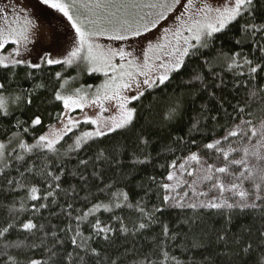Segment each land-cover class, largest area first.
Wrapping results in <instances>:
<instances>
[{
  "label": "snow or ice",
  "instance_id": "6c2138e0",
  "mask_svg": "<svg viewBox=\"0 0 264 264\" xmlns=\"http://www.w3.org/2000/svg\"><path fill=\"white\" fill-rule=\"evenodd\" d=\"M36 4L41 6V10H54L63 18L57 19L56 24L66 21L65 32L69 34L58 54L62 58H56L49 51L38 57L39 62L28 58L38 38L40 25L37 21L40 17L33 10L30 0H9L8 4L0 6V51L8 44L15 47L8 55H0V68L13 70L24 65L39 69L42 64L75 65L89 76L103 73L105 79L95 86L70 87V81L61 72H56L58 84L53 87L48 102H60L62 109L47 113L48 118L56 123L49 124L47 131L34 136L32 143L13 133L8 144L14 141L15 147L7 155L8 144L0 142V186L9 192L23 190L25 193L19 210L7 207L13 219L0 228V237L7 240L6 234L12 230L28 234L25 240L38 232L43 234L39 244L25 241L3 244L0 254L7 257L4 264H21L16 257L8 254L9 247L27 251L42 247L40 259L28 256L23 264H125L121 254L112 256L106 249L94 246L97 238L110 242L114 235L127 238L130 234L133 237L141 234L159 223L157 214H163L165 206L193 211L215 210L224 217V225L215 233L214 239L209 238L207 243L201 239L190 246L207 251L216 245L214 254L210 253L200 261L192 260L190 264H264V84H257L261 74H264V19H258V14H264V0H223L222 3H213L212 0H36ZM233 28L238 35L233 36L232 43L238 50H226L222 37ZM100 37L112 42L126 41L128 47L105 46L98 42ZM245 48H250V52L246 53ZM189 60L198 62V70L185 82L186 87L193 89L187 94L188 98L195 101L206 94L215 100L223 113L219 119L225 123H219L217 115L208 116V106L202 104L200 118L194 119L189 128L193 135L188 139L173 137L171 144L166 145L164 151L168 153L174 155L187 149L188 154L177 156L167 164L169 170L164 181L174 183L158 182L154 176L149 177L156 184L157 193L160 190L164 193L160 197L161 204L153 205L151 210L145 202V197L151 198V188L145 189L144 196L135 202L127 192H111L112 184L99 188L104 199L87 191L89 178L84 171L90 165L91 177L100 180L104 175L103 164L119 167L121 161L108 155L103 148L97 149L91 157L80 158L79 153L86 152L91 147L89 141L95 142V138L121 130L132 131L139 113L136 107L129 106L130 103L140 100L147 89L167 87L173 74L180 73ZM225 75H230L233 81L231 100L216 94L217 89L228 86ZM76 79L72 77V82ZM93 87L95 91H91ZM41 88L46 89L47 86L37 84L27 92L23 97L26 104H33L32 97ZM3 89L5 84L0 83V90ZM184 98L182 93L168 109L165 119L179 120ZM20 99L16 97V101ZM108 102H115L117 115L103 116L108 111ZM93 106L100 110L95 117L85 114L81 120L72 115L76 110L83 112ZM10 114L0 93V115L7 117ZM42 116L33 115L31 128L44 125ZM201 119L216 122L223 135H216L213 129L210 142L197 140L195 133L202 131ZM24 123L18 120L15 127H23ZM82 123L95 125V128L77 135L74 129L80 128ZM23 133L28 134L29 128L23 127ZM65 137L72 143L68 144ZM137 139L145 147L149 144L142 132ZM191 146H195L196 150H192ZM17 148L23 150V154L17 152ZM61 149H64L63 154ZM73 152L77 156V169H84L71 173L83 182L80 190L86 194L82 198L76 187H62L64 157ZM148 159L137 158V162L147 163ZM180 160L183 162L178 163ZM182 186L191 190L197 202L189 200L185 204L173 195ZM205 188L206 191L203 190ZM188 195L187 191L183 193L184 197ZM62 196L65 199H82L85 205L91 203V207L73 217L75 209L72 203H67L66 207L59 205ZM92 200L97 202L92 203ZM25 201L37 202L31 204L33 217L40 214L41 209L58 205L70 221L75 219L77 223L73 227L69 222L57 232L47 231L44 224L38 225L33 218L18 222L17 212L27 210ZM101 209L112 214L110 219L115 220L118 227L102 223L95 216ZM117 210H131V213L126 217L119 215ZM235 210L244 215L255 214L252 223L239 226L238 233L231 232ZM132 214L137 215L131 219L130 228L125 221ZM89 217L94 219L89 220ZM198 222V218L191 217L183 221L189 229H194ZM257 222L259 227H255ZM161 235L174 240L177 234L171 232L167 224H162ZM152 243L155 246L154 237ZM164 244V240L159 241L163 256L159 264L168 261L181 264L176 256L164 250ZM257 249L260 250L258 255ZM129 264H157V261L145 254L142 259Z\"/></svg>",
  "mask_w": 264,
  "mask_h": 264
},
{
  "label": "trees",
  "instance_id": "16d2710c",
  "mask_svg": "<svg viewBox=\"0 0 264 264\" xmlns=\"http://www.w3.org/2000/svg\"><path fill=\"white\" fill-rule=\"evenodd\" d=\"M258 19H264V14H258ZM234 35H238L236 29L225 35L223 40L225 43L226 50L231 48L238 50L237 46L232 43ZM245 52H250V48H245ZM197 61L189 60L186 67L180 73H174L171 83L167 86H161L155 89H147L145 95L138 101L131 103V107L138 109L139 118L137 119L136 127L132 131H119L117 133H111L105 137L95 138V142L90 141V148L86 152L81 151L79 153L80 158H86L94 156L97 149L103 148L107 154L113 158H118L121 161L119 167L115 165L103 164L101 167L104 171L102 179L97 180L91 177L92 167L89 166L87 171L81 167L77 169V156L76 153H68L65 159V174L62 176L63 188H69L70 186L76 187L79 192V196L82 198L86 193L81 191L82 181L79 176H73V171H84V175L89 178L87 191L97 193L101 199H104V194L99 193V188L104 185L112 184L113 188L111 192H127L130 199L135 202L144 196V190L151 188L152 195L149 199L145 197L148 210H151L153 205H160L161 199L164 195L163 190L158 193L156 191V184H153L149 177H155L158 182L164 181V177L167 175V164L177 156H186L188 154L187 149L182 152H176L174 155L164 151L166 145L171 144L173 137H185L188 139L193 133L189 132V128L194 119L200 118L201 105L207 104L208 116L217 115L218 119L223 115L219 108V105L215 100H211L206 94L200 95L199 98L193 101L188 98V93L192 92L193 89L186 87L185 82L190 80L194 71L198 70ZM61 72L62 76L68 80H72V77H76L80 83L87 87L88 84L98 85L102 82L103 77L97 74H88L79 71L76 66L67 68L62 65H42L39 69H31L27 66L21 65L13 70H5L0 68V83L5 84V89L0 90L4 99L7 101L9 116L4 117L0 115V142H7L13 137V133L17 136H23L24 140L28 143H32L34 136H39L43 132L47 131L49 124H55L54 120L48 118L47 113L58 112L62 109L60 102L49 103L51 99V92L54 86L58 84L55 79V73ZM31 73V75H29ZM227 87L224 89H217L216 94L226 96L229 100L232 99L234 89L232 88V77L225 75ZM37 84L46 85L47 88H41L37 90L36 94L33 95V104L28 105L24 101L23 97L28 91H31ZM257 84H264V74H261V78L257 81ZM244 90L241 89V94ZM185 94L184 108L182 110L181 117L179 120L169 121L165 119V115L170 107L174 105V102L180 97L181 94ZM21 97L19 101H16V97ZM15 101V102H14ZM234 102V101H233ZM230 110V109H229ZM34 114H43L44 120L43 126H37L35 129L31 128L30 121ZM25 122L23 127L29 128V133H23V127H15L17 121ZM219 123L223 124L225 121L219 119ZM86 129V126L80 127L74 131L77 135ZM213 129L216 130L215 134L218 136L223 135V131L219 129L216 122L208 119L207 121L201 119V133H195L197 140H203V142H210L213 137ZM145 134V138L149 140L147 147L141 144L137 139L138 134ZM69 136H72L70 133ZM68 144L72 143V140L65 137ZM64 143L63 141L61 142ZM59 147V145H58ZM67 147V144L64 145ZM192 150H196L195 146H191ZM119 151H116V149ZM17 152L23 154V150L16 149ZM12 152V148L8 150V153ZM63 154L64 149H61ZM14 156L15 153H12ZM51 156V154H48ZM70 157V159H69ZM148 157L147 163H138L137 158L143 160ZM14 162V161H13ZM182 160L178 161V163ZM163 166V167H162ZM41 194H43L41 192ZM25 196L23 190L17 192H9L2 186H0V228L6 226V222L13 219L8 214L7 207L11 206L19 210L21 202ZM97 202L92 200V203ZM107 202V200H104ZM37 203L35 201H25L27 210L23 212H17V221H25L28 218H33L34 222L44 224L47 231L56 230L59 232L60 229L65 228L69 222L75 227L77 221L75 219L69 220V217L61 210L58 205H51L48 209H41L40 214L33 217L31 211V204ZM67 203H72L73 217L82 212H86L91 207V203L85 205L82 199H73L71 197L65 199L63 196L59 200V205L66 207ZM227 211V210H225ZM119 215L129 217L131 210H125L119 212ZM233 223L231 226L232 233H238L240 231V225H248L253 222L255 214L244 215L235 210L233 213ZM111 213L104 212L101 209L95 213L102 223L111 224L114 228L118 227L115 220L110 219ZM132 214L130 218L126 219V223L131 228V219L135 218ZM159 217V223L154 224L150 229L144 231L141 234L132 236L131 234L127 238L123 236H113L112 241L104 242L102 239L97 238L94 246L106 249L109 255L115 256L121 254L125 264L133 260L142 259L145 254L151 255V258L157 261V264L163 260V256L160 254L159 241L164 240V250L169 251L176 256L181 264H190L192 260L200 261L204 256L210 253L214 254L216 245L209 248L207 251L201 248H191V244L199 242L201 239L207 243L209 238L214 239L215 233L220 230L224 225V217L221 216L217 211L211 212L206 210L191 209H179L164 207L163 214H157ZM191 217L199 220L197 226L194 229L183 223V221ZM93 217H89V220H93ZM162 224H167L170 231L176 233V239L169 240L168 237L161 235ZM54 226V228H53ZM255 227H259V223H255ZM255 227L253 231L255 232ZM7 235V240L0 237V247L5 243H11L16 241H25L28 244L35 243L39 244L42 233H36L35 236H28L27 240L25 237L28 235L23 231L12 230ZM61 236L64 233H60ZM84 235L87 236L88 232L85 231ZM153 237L155 238V246L152 243ZM49 243L51 237L48 238ZM127 250V252L125 251ZM257 249V255L259 254ZM9 255L16 257L21 264L28 256L40 259L43 255L42 247L33 249L32 251L21 250L9 247L7 249ZM34 254V255H33ZM7 257L0 254V264H4ZM166 264H172L171 261ZM219 264V262H218Z\"/></svg>",
  "mask_w": 264,
  "mask_h": 264
},
{
  "label": "rangeland",
  "instance_id": "374dc122",
  "mask_svg": "<svg viewBox=\"0 0 264 264\" xmlns=\"http://www.w3.org/2000/svg\"><path fill=\"white\" fill-rule=\"evenodd\" d=\"M213 3H222L223 0H212ZM9 0H0V6H3L5 4H8ZM30 4L32 5L33 10L36 12L37 16L40 17V19L37 21L40 25L38 29V38L36 40V43L33 47V51L31 55L28 57L31 59L33 62H39L38 57L43 55L44 51H49L51 52L56 58H62L58 54L62 51V49L65 46L67 35L69 33L65 32V24H56L57 19H63L62 17L59 16V14L55 13L54 10H41V6L36 4V0H30ZM11 19V15L9 17ZM51 21V23H50ZM70 31V29H69ZM98 42L105 45V46H112L115 47L119 45L120 47H128V42H112V41H107L104 37H100L98 39ZM15 47V45L8 44L5 46V49L3 51H0V55H8L12 48ZM118 61V58H117ZM44 65V64H42ZM47 65V64H45ZM75 66V65H73ZM67 68L72 67V66H66ZM77 68V67H76ZM97 75H100L103 77L102 82L104 81L105 77L103 76V73H95ZM70 81V87H79L80 83L78 79L75 80V82ZM101 82V83H102ZM91 91H95V87ZM146 91V90H145ZM134 94V93H132ZM5 102H7L5 100ZM134 102V101H132ZM131 102V103H132ZM130 103V107H131ZM106 107L108 108L107 112L103 113L104 117H112L117 115V112L115 110V102H108L106 103ZM99 108L93 106L90 108H85L83 112L80 110H76L75 112L72 113L77 119H83L84 115L87 114L88 116L95 117L96 114L99 112ZM86 126V129L82 131H89L93 130L95 128V125H90V124H81L80 127ZM79 129V128H78ZM74 129V131L78 130ZM81 131V132H82ZM70 134V133H69ZM80 134V133H79ZM90 142V141H89ZM5 144H8L7 142H3ZM15 147V142L13 141L12 144H8L7 152L9 149ZM6 152V155H7ZM183 162V161H182ZM185 178H187L185 174ZM190 179V178H189ZM168 183H174V181H171ZM203 187V186H201ZM203 190H207L206 188ZM187 191L189 193L188 197H184L183 193ZM173 195H176L178 199H182L183 202L186 204L189 200H192L193 202H197V198L192 196L191 190L187 188V186H182L176 189V192L173 193ZM199 199H205V197H199Z\"/></svg>",
  "mask_w": 264,
  "mask_h": 264
}]
</instances>
